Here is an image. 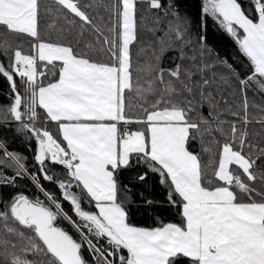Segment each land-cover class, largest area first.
Masks as SVG:
<instances>
[{"label":"snow or ice","instance_id":"6c2138e0","mask_svg":"<svg viewBox=\"0 0 264 264\" xmlns=\"http://www.w3.org/2000/svg\"><path fill=\"white\" fill-rule=\"evenodd\" d=\"M139 2L163 8L162 0H52L56 7L44 11L54 17L48 27L56 36L42 39L41 0H0V28L31 38L27 53L20 45L0 44L8 56L0 75L13 94L12 103L0 108V122L11 117L20 122L19 131L31 134L39 165L38 173H29L23 158L0 143V188H15L17 177L31 176L48 201L0 191V264H89L85 248L94 264H264V188L254 186L257 180L264 185V144L250 141L247 130L248 92L264 94V0H247V6L245 0H202L203 17L216 22L246 58L243 76L224 60V73L212 71L217 64L204 61L203 44L199 58L195 48L188 55V28L174 27L172 20L164 25L168 43L161 40L160 54L153 53L156 66L134 68ZM168 8L164 16L179 20L171 0ZM169 49L178 51L179 63L160 68ZM222 91L239 92L242 115ZM205 103L215 117L194 118ZM220 103L227 113L218 111ZM252 106L261 113L255 122L264 126V106ZM225 115L240 118L243 127ZM40 119L54 123L57 134L37 127ZM197 139L207 162L189 150ZM138 165L159 175L179 223H129L118 176ZM49 166L62 167L63 178L50 174ZM41 178L57 187L78 219ZM60 218L76 229L79 241L58 226Z\"/></svg>","mask_w":264,"mask_h":264},{"label":"trees","instance_id":"16d2710c","mask_svg":"<svg viewBox=\"0 0 264 264\" xmlns=\"http://www.w3.org/2000/svg\"><path fill=\"white\" fill-rule=\"evenodd\" d=\"M163 8L160 10L150 9L147 3L139 2L137 4V42L132 46L133 54V67L134 68H144L147 67L149 62H151L152 67L156 66V61L154 59L153 53L157 55L160 54V41L163 40L165 44L168 43L169 37L165 35L164 25L167 24L169 20L173 21V26H187L188 36L187 38L192 41V45L185 49L188 55H193V48L197 49V56L199 58V47L203 44L208 50L204 56V61L207 63H215L217 66L212 69L217 73H224L226 71V66L219 65L220 60H224L227 64L232 65V67L241 75L247 71L246 65L247 60L238 50V46L235 41L222 30L216 22H214L209 17H203L202 15V0H171L172 6L179 12V20H173L172 16H164L165 11L171 12L168 8L169 0H162ZM245 6H247V0H245ZM55 8L56 6L52 4V0H41V18H40V34L42 39H47L49 34H52L53 39H55L56 33L53 29L49 28L48 25L53 23L54 17L45 14L44 9ZM91 12V10H89ZM157 17L160 18L161 23L157 24ZM186 22V24L184 23ZM58 23L63 24L64 21L60 20ZM72 37H75V30L72 33ZM203 37V41L199 38ZM174 40L175 37L173 36ZM7 41L13 46L20 45L24 52L30 51L31 38L26 36H18L15 33H9L5 29L0 28V44ZM66 42V41H65ZM178 56V51L167 50L164 51L160 56L159 67L164 69L174 68L179 60L174 59ZM0 62H3L7 67L8 56H6L2 47H0ZM145 78H147V74ZM211 75V73H208ZM19 90L23 93V85L20 84L19 78H16ZM47 82V81H45ZM143 83V81H141ZM235 87V84L233 85ZM13 94L11 93V88L9 82L0 75V108L6 107L12 103L10 98ZM221 95L229 100L232 111L241 112V99L239 92L237 91L233 94L232 91H222ZM219 99V97H218ZM249 100V113L252 123L248 124L247 130L249 132V140L253 143L264 144V126L256 123V118L260 116V109L258 107H253L252 105L264 106V94L253 95L251 91L248 92ZM210 107L205 103L202 107L198 108L193 114L194 118L203 116L208 119H213L209 117ZM219 112H228V106L220 103L218 106ZM222 119H227L230 121H235L238 127H243L241 119L238 117H232L231 115H225ZM25 122H27L25 120ZM198 122V121H197ZM37 127H47L54 135L57 134L56 125L52 122H45L43 119L36 121ZM135 127L132 126L133 130ZM227 127V126H226ZM20 122H16L9 117L8 121L0 122V143H2L6 150L9 152H14L19 154L23 158L29 173H38L39 165L34 159L35 152L38 148L34 138L31 134L26 131H19ZM217 138L219 137L218 134ZM209 137L205 135L204 142L207 144ZM215 147V146H213ZM189 150L200 153L202 156V162H207L208 156L201 152V141L197 139L194 142H190ZM4 149H0V157H3ZM7 163H14L12 161H7ZM8 173L9 176L14 175V168H8L7 166L3 169ZM50 174L58 178H63V168L60 166L51 167L49 166ZM259 171V170H257ZM144 173H147L144 180H140L138 177ZM118 182L121 189L120 201L125 206L128 212L129 223L137 227L153 228L160 225V223H179L180 216L177 215V209L169 205L167 200L168 188L160 183V177L157 173L149 171L144 165H138L131 169L122 170L118 176ZM251 183V182H249ZM41 184L46 190L53 192L57 198L60 200L61 205L65 212L73 219H78L66 201H63L61 193L52 183L44 181L41 178ZM254 186L260 190L264 188V185L257 180ZM0 191L8 193H24L30 198L39 196L40 199L44 200L47 204L46 198L39 192L31 176L28 177H17L16 187L0 188ZM259 199V197H257ZM151 201V203H148ZM86 210H95L93 206L85 203L83 205ZM58 226L62 227L73 236L74 239L80 240L81 237L77 231L68 223L67 220L63 218L58 219ZM96 242V241H95ZM98 246L107 247L104 241H100ZM82 254L89 261V264H94L91 254L87 249H82ZM118 264V261H117Z\"/></svg>","mask_w":264,"mask_h":264},{"label":"rangeland","instance_id":"374dc122","mask_svg":"<svg viewBox=\"0 0 264 264\" xmlns=\"http://www.w3.org/2000/svg\"><path fill=\"white\" fill-rule=\"evenodd\" d=\"M75 229V228H74ZM76 230V229H75ZM78 233V232H77ZM79 234V233H78ZM80 235V234H79ZM91 238V237H90ZM94 243H95V240H94Z\"/></svg>","mask_w":264,"mask_h":264}]
</instances>
